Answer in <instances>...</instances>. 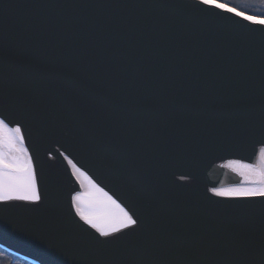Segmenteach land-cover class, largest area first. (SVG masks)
Wrapping results in <instances>:
<instances>
[{
	"label": "water",
	"instance_id": "1",
	"mask_svg": "<svg viewBox=\"0 0 264 264\" xmlns=\"http://www.w3.org/2000/svg\"><path fill=\"white\" fill-rule=\"evenodd\" d=\"M244 23L198 0H0V116L27 124L49 177L44 205H0V247L33 264L48 260L33 236L69 264H264V198L209 191L241 184L223 165L258 163L264 142V28ZM68 160L142 207L143 230L95 243Z\"/></svg>",
	"mask_w": 264,
	"mask_h": 264
},
{
	"label": "snow or ice",
	"instance_id": "2",
	"mask_svg": "<svg viewBox=\"0 0 264 264\" xmlns=\"http://www.w3.org/2000/svg\"><path fill=\"white\" fill-rule=\"evenodd\" d=\"M207 8L220 10L238 17L244 24L236 25L237 30L245 31V25L264 28V14H249L230 7L223 0H198ZM264 4V0H259ZM9 116H0V205L34 204L44 205L45 200L40 185L44 191L48 189L49 177L44 166L39 172L34 167L33 159L25 147L23 129L27 124L17 123L10 126ZM23 125V127H22ZM29 136L31 130L29 129ZM258 163H246L241 160H229L223 167L239 172L244 178L237 186L209 189L217 197L233 201H243L252 198H264V142H258ZM67 159V157H65ZM75 170L76 178L84 177L87 186L83 191H76L71 196V205L83 223L89 226L95 236L92 239L99 245H112L121 242L133 232L143 230L144 212L142 207L127 204L117 192L106 191L91 178L87 177L72 160H68ZM191 176H181L188 180ZM83 187V181H81ZM5 221L0 217V225ZM37 243L47 250L48 260L41 259V264H69L70 252L67 248L51 241L41 240L33 236Z\"/></svg>",
	"mask_w": 264,
	"mask_h": 264
},
{
	"label": "trees",
	"instance_id": "3",
	"mask_svg": "<svg viewBox=\"0 0 264 264\" xmlns=\"http://www.w3.org/2000/svg\"><path fill=\"white\" fill-rule=\"evenodd\" d=\"M228 5H232L242 11L251 14H264V4L259 0H223ZM0 264H33L22 257L14 255L13 253L0 247Z\"/></svg>",
	"mask_w": 264,
	"mask_h": 264
},
{
	"label": "bare ground",
	"instance_id": "4",
	"mask_svg": "<svg viewBox=\"0 0 264 264\" xmlns=\"http://www.w3.org/2000/svg\"><path fill=\"white\" fill-rule=\"evenodd\" d=\"M230 6H232V5H230ZM232 7H234V6H232ZM235 8H236V7H235ZM237 9H238V8H237ZM238 10L242 11L241 9H238ZM247 13H249V12H247ZM249 14H251V13H249ZM76 165H77V164H76ZM71 167H72V166H71ZM77 167L80 168L81 171L84 172V173L86 174L87 177L91 178L93 181H95V182H96L97 184H99L101 187L105 188V187L102 185V183H101L97 178H95L91 173H89L88 171L84 170L83 168H81V167L78 166V165H77ZM72 169H73V168H72ZM73 170H74V169H73ZM74 172H75V170H74ZM75 174H76V173H75ZM79 179H80V181H83V185H84V187H86V186H87V180H85L84 177H80ZM105 190L108 191L106 188H105Z\"/></svg>",
	"mask_w": 264,
	"mask_h": 264
}]
</instances>
